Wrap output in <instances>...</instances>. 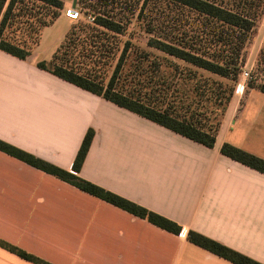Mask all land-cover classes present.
Segmentation results:
<instances>
[{
    "label": "crops",
    "instance_id": "1",
    "mask_svg": "<svg viewBox=\"0 0 264 264\" xmlns=\"http://www.w3.org/2000/svg\"><path fill=\"white\" fill-rule=\"evenodd\" d=\"M264 45V13L255 36ZM255 47V48H256ZM0 50V140L180 226L163 230L0 151V240L50 264H233L193 231L264 264V174L221 154L264 160V93L250 90L212 148L195 143ZM259 80L264 81V69ZM0 264H34L0 247Z\"/></svg>",
    "mask_w": 264,
    "mask_h": 264
},
{
    "label": "trees",
    "instance_id": "2",
    "mask_svg": "<svg viewBox=\"0 0 264 264\" xmlns=\"http://www.w3.org/2000/svg\"><path fill=\"white\" fill-rule=\"evenodd\" d=\"M26 1L47 8L62 7L59 0H0V50L20 60L32 54L33 48L27 44V40L33 42L38 39L34 34L37 32L34 23H31L33 34H26L22 42L11 41L4 34L19 17L28 12L35 15L34 10L32 12L31 8L27 9ZM156 1L165 6L157 10L152 0H143L140 7L137 3H131L132 0H85L81 10L85 9L93 15L92 24L81 22L72 27L51 59L38 61L36 66L177 135L212 148L219 132V122H214V110L210 109V105L218 103L224 106L230 100L232 88L199 71L223 79L236 78L244 65L245 45L256 28L264 0ZM24 9L26 12H23ZM136 9V20L149 36L146 45L164 56L142 52V56L138 55V62L133 61L126 66L124 59L132 45L125 42L112 74L105 79L100 64L102 57L108 56L112 48H107L104 37L108 32L116 35L125 33ZM44 18V22L38 20L40 23L37 27L53 21L49 14H45ZM37 41L36 45L40 37ZM137 50H132L135 57ZM262 52L264 54V50ZM168 57L184 62L187 67ZM144 64L145 67L142 66ZM258 89L264 93V84L259 85ZM92 138L93 131L88 130L77 151L71 172L1 140L0 151L163 230L179 234L181 228L176 223L77 175ZM220 152L264 174L263 159L228 143L222 144ZM187 240L233 264H261L193 231L187 232ZM0 247L31 263L50 264L3 240H0Z\"/></svg>",
    "mask_w": 264,
    "mask_h": 264
},
{
    "label": "rangeland",
    "instance_id": "3",
    "mask_svg": "<svg viewBox=\"0 0 264 264\" xmlns=\"http://www.w3.org/2000/svg\"><path fill=\"white\" fill-rule=\"evenodd\" d=\"M62 2V7L60 9H54V8H47L41 4H35L31 1H26V7L28 9L31 8L32 12L34 10L35 15L31 12H28L27 15L30 17V19H27V15L19 17L12 26H9L4 36L11 39V41L15 42H22L26 34L30 35L32 24L34 23V29L37 30L36 37H40V42L36 45L38 42L37 40L31 42L27 40V44L31 46L32 49V59L33 60H50L53 53L58 49L60 44L63 42L64 37L66 33L71 30L72 27L77 26L81 22H86L89 24H92L93 22V15H91L88 11L85 9L82 11L81 6L85 5V0H59ZM75 1V7L72 8V5ZM137 1V2H136ZM143 0H132L131 3H137V5L142 3ZM79 2V3H78ZM88 2V1H87ZM152 3L155 4V7L157 10H161L163 6H165L164 3H161L160 1L152 0ZM85 7V6H84ZM47 8V9H46ZM161 8V9H160ZM71 9H75L78 14H73L70 12ZM28 11V10H27ZM23 12H26V9L23 10ZM160 12V11H157ZM71 13V15H70ZM264 13V7L261 8L259 17L257 19L256 28L251 33V36L249 37L248 42L245 45L244 49V55H245V62L242 66L241 70L237 73V76L234 80L231 79H223L216 76H213L206 72H200L202 74H205L213 79H216L217 81H221L225 86L232 88V94L230 96L229 102H227L224 106L219 105L218 103L211 104L210 109L214 110V113L212 114V117H214V122H219V129L221 128L223 121L225 118L229 117L231 115L232 110L234 109L233 114L231 117H236L238 110L242 107L244 100L247 98L249 92L254 87H258L261 84H264L263 80H259L261 73L264 69V54L262 50H264V45L261 46L259 49V54L257 56V60L253 62L252 60L248 63V55L249 53L253 52V50L257 49V41L255 39L256 33H257V26L261 19V16ZM45 14H49L50 17H52L53 21L48 25H41L39 24V27H37V24L40 23V21H45L44 17ZM138 15V10L136 9V12L134 13L133 17H131L132 22L130 23L128 29L125 33L121 35H116L113 33H107V36L104 37L106 41L107 48H112V52L107 53L108 56L102 57V63L100 65L103 66V73L102 76H105V79H108V77L112 74V71L116 65V63L119 60V57L121 56V52L124 47L125 42H129L132 47L130 48L129 52L125 56L124 59V65H130L133 61L138 62V55H143L142 52H150L153 55L163 57L164 55L160 52H158L155 49H151L146 45L148 35L144 32V30L141 27V23L136 20V17ZM144 16L140 18L143 19ZM49 19V17H47ZM147 21V19H146ZM36 23V24H35ZM146 23V22H145ZM31 26V27H30ZM36 27V28H35ZM33 34V33H32ZM15 37V38H14ZM34 37V35H33ZM256 47V48H255ZM133 48H137V57H135L134 54H132ZM251 51V52H250ZM171 61H174L178 63L181 66H186L182 61H178L176 59L170 58ZM145 67V64L142 65ZM247 72L248 77L246 79H243V73ZM190 84H188L189 86ZM187 86V87H188ZM185 87V89H187ZM223 88V86L220 88V90ZM194 95V94H191Z\"/></svg>",
    "mask_w": 264,
    "mask_h": 264
},
{
    "label": "built area",
    "instance_id": "4",
    "mask_svg": "<svg viewBox=\"0 0 264 264\" xmlns=\"http://www.w3.org/2000/svg\"><path fill=\"white\" fill-rule=\"evenodd\" d=\"M70 12L73 14H78L75 9H71ZM247 77H248V73L247 72L243 73V79H246Z\"/></svg>",
    "mask_w": 264,
    "mask_h": 264
},
{
    "label": "water",
    "instance_id": "5",
    "mask_svg": "<svg viewBox=\"0 0 264 264\" xmlns=\"http://www.w3.org/2000/svg\"><path fill=\"white\" fill-rule=\"evenodd\" d=\"M74 7H75V1H74L73 5H72V8H74Z\"/></svg>",
    "mask_w": 264,
    "mask_h": 264
},
{
    "label": "snow or ice",
    "instance_id": "6",
    "mask_svg": "<svg viewBox=\"0 0 264 264\" xmlns=\"http://www.w3.org/2000/svg\"><path fill=\"white\" fill-rule=\"evenodd\" d=\"M70 15H71V13H70Z\"/></svg>",
    "mask_w": 264,
    "mask_h": 264
}]
</instances>
